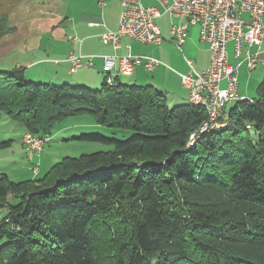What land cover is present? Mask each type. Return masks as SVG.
Segmentation results:
<instances>
[{
    "label": "trees",
    "instance_id": "16d2710c",
    "mask_svg": "<svg viewBox=\"0 0 264 264\" xmlns=\"http://www.w3.org/2000/svg\"><path fill=\"white\" fill-rule=\"evenodd\" d=\"M26 76L0 68V121L52 137L89 114L130 135L83 134L114 147L65 157L38 180L0 174V264H264V81L190 147L201 106L170 108L154 86L118 77L90 89Z\"/></svg>",
    "mask_w": 264,
    "mask_h": 264
},
{
    "label": "built area",
    "instance_id": "2783aa9c",
    "mask_svg": "<svg viewBox=\"0 0 264 264\" xmlns=\"http://www.w3.org/2000/svg\"><path fill=\"white\" fill-rule=\"evenodd\" d=\"M164 13L176 19L172 24L171 33L176 45L181 50L185 42L184 34L189 26L200 28L201 41L208 44L211 51L209 67L197 72L191 61L187 60L189 72L181 74L184 87L189 91V102L205 109L207 118L191 134L189 146L195 145L201 135L217 130L225 124L220 121L227 106L240 98L237 89L239 84L238 67L228 63L227 45L234 44L237 58H242L249 70H254L261 61V45L264 41V0H158ZM122 14L119 28L114 32L102 35L105 44L117 48L122 37L147 45H158L163 42L156 20L163 14L154 6H144L141 0H121ZM178 20V21H177ZM73 43L79 40L74 38ZM256 48V51L251 49ZM72 71L93 66L90 58L82 62V56H70ZM144 67L152 72L163 63L148 56H104L103 72L106 82L112 85L119 75L131 76L136 66ZM226 82L223 87L222 83ZM24 138L40 151L51 136H38L30 133Z\"/></svg>",
    "mask_w": 264,
    "mask_h": 264
},
{
    "label": "rangeland",
    "instance_id": "374dc122",
    "mask_svg": "<svg viewBox=\"0 0 264 264\" xmlns=\"http://www.w3.org/2000/svg\"><path fill=\"white\" fill-rule=\"evenodd\" d=\"M79 2L80 0H0V24L2 27L0 30V68L5 70L16 65L24 66L26 62L30 64L37 58L48 59L53 56L55 58L65 56L71 46L70 42L73 43L74 38L80 41L79 37L70 29L71 22L68 23L65 20V17H70ZM155 5L159 6V4ZM156 24L162 29L166 40L160 47L143 45L138 42L135 51L141 55L155 56L154 53L161 55L164 52V44L171 41L168 38L172 24L171 17L165 15L156 20ZM184 50L185 59L180 53L184 69L167 63L175 70L173 71L175 75L179 72L187 73L189 71L186 58L195 60L185 48ZM160 58L166 63L162 56ZM56 67L61 68L45 60L30 70L26 81L49 84V77L44 81H39L41 80L39 78H42L39 76L53 75L59 71ZM251 96L256 97V91ZM167 103L170 108L175 106L170 101ZM230 105L227 108H230ZM24 132V128L20 124L12 122L3 115L0 121V143L11 141V145L0 148V174H8L14 182L41 179L52 166L65 157H79L82 154L112 150L114 147L108 141L81 139L83 134H100L107 138L117 139L127 138L130 135L128 132L97 125L89 114L68 117L59 122L52 132L50 142L40 151L36 150L33 144L25 142L24 138L28 133ZM38 136L36 135V137Z\"/></svg>",
    "mask_w": 264,
    "mask_h": 264
},
{
    "label": "crops",
    "instance_id": "0c3cea01",
    "mask_svg": "<svg viewBox=\"0 0 264 264\" xmlns=\"http://www.w3.org/2000/svg\"><path fill=\"white\" fill-rule=\"evenodd\" d=\"M141 2L144 6H154L162 11L163 14L157 20L165 15H169L164 13L163 7L158 0H141ZM155 4H159V6ZM121 14V0H80V2L76 4L74 11L70 14V17H65V20L68 23L71 22L72 26L70 29L77 37H79L80 41L77 44L70 42L71 46L74 48L70 46L69 50L63 57L58 56L55 58L53 56L48 59L37 58L31 61L30 64H28L29 62H26L24 64V67L26 68V75L28 76L30 70L41 64L43 61L48 60L61 68L56 67L59 71H56L53 75H40L39 77L42 78H39L41 79L39 81H44L45 78L49 77V83L56 85L71 84L91 89L100 88L106 79V75L103 72L104 56H147L141 55L139 52L135 51V46H137L138 41H135L127 36L122 37L120 45L117 48L103 42V34L118 30ZM171 19L173 24L176 19ZM172 24L170 26V37H168L171 41H167V43L164 44L163 54L159 55L158 53H154L155 56H148L160 60L163 65H160L152 72L148 71L144 65H139L135 67L131 76L119 75L117 77L118 82L127 85L136 84L139 86H154L166 97L168 96V102L170 101V103H174L175 105H181L189 103V91L184 87L180 77L181 74L185 73L179 72L175 75V72L173 73L175 70H173V68L169 65H176L181 69H184L180 53H182L183 58L185 59V48L186 51L189 52L195 59L192 60L186 58V65L189 66L187 64V60L191 61L193 68L197 72H202L210 65L211 51L208 44L201 41L200 28L197 25L189 26L188 30L184 34L185 42L180 51L171 33ZM158 27L163 36V42L154 46L160 47L166 40V36H164L159 25ZM251 50L256 51L257 49L253 48ZM260 51L262 53L261 61L254 70H249L245 63H241V58H237L235 56L234 44L230 42L227 45L228 63L233 66H237L239 71L237 93L240 98H254L251 94H253L254 91H257L259 84L264 81V41L261 45ZM72 54L82 56L83 63H86L91 58L93 66L81 68L79 71L73 72L71 62L69 60ZM160 56L163 57L166 63L162 61ZM167 63L169 65H167ZM32 75H34V73H32ZM32 75L30 76L31 79L33 78ZM222 86H226L225 81L222 83ZM232 105L233 104L230 106Z\"/></svg>",
    "mask_w": 264,
    "mask_h": 264
}]
</instances>
